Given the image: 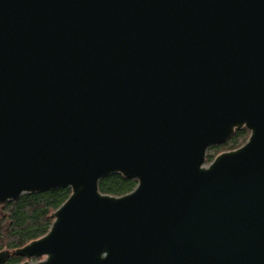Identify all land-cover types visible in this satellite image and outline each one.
<instances>
[{"label":"water","instance_id":"water-1","mask_svg":"<svg viewBox=\"0 0 264 264\" xmlns=\"http://www.w3.org/2000/svg\"><path fill=\"white\" fill-rule=\"evenodd\" d=\"M64 186L0 264H264V0H0V204Z\"/></svg>","mask_w":264,"mask_h":264},{"label":"trees","instance_id":"trees-1","mask_svg":"<svg viewBox=\"0 0 264 264\" xmlns=\"http://www.w3.org/2000/svg\"><path fill=\"white\" fill-rule=\"evenodd\" d=\"M248 130H235L225 142L210 146L207 149L206 161L221 151L233 149L242 144L248 137ZM216 150L212 155L209 150ZM136 185V179L111 173L98 181L100 192L111 195H122L131 191ZM70 194L67 186L52 190L23 193L16 200H8L0 204V250H12L21 247L32 239L45 234L49 229L52 218L50 214ZM24 258L10 255L3 264H19ZM34 260V259H33Z\"/></svg>","mask_w":264,"mask_h":264},{"label":"rangeland","instance_id":"rangeland-1","mask_svg":"<svg viewBox=\"0 0 264 264\" xmlns=\"http://www.w3.org/2000/svg\"><path fill=\"white\" fill-rule=\"evenodd\" d=\"M225 151V150H224ZM209 153H211L212 155H215V153H217V151L216 150H209L208 151ZM34 260H30V262H33Z\"/></svg>","mask_w":264,"mask_h":264}]
</instances>
